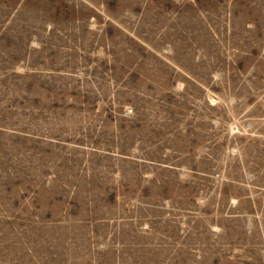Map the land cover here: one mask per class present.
I'll return each mask as SVG.
<instances>
[{
    "label": "rangeland",
    "instance_id": "rangeland-1",
    "mask_svg": "<svg viewBox=\"0 0 264 264\" xmlns=\"http://www.w3.org/2000/svg\"><path fill=\"white\" fill-rule=\"evenodd\" d=\"M0 264H264V0H0Z\"/></svg>",
    "mask_w": 264,
    "mask_h": 264
}]
</instances>
